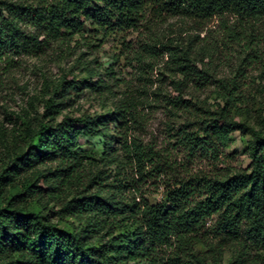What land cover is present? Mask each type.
Here are the masks:
<instances>
[{
	"label": "trees",
	"instance_id": "16d2710c",
	"mask_svg": "<svg viewBox=\"0 0 264 264\" xmlns=\"http://www.w3.org/2000/svg\"><path fill=\"white\" fill-rule=\"evenodd\" d=\"M214 18L247 53L258 52L264 0H0V73L23 56L51 51L60 61L108 37L140 73L137 86L126 81L115 91L113 68L80 52L73 64L85 74L81 90L95 92L110 110L53 120L64 108L59 87L79 90V80L62 77L43 101L50 119L26 120L14 147H3L0 264H251L263 256L264 131L233 117L244 97L239 72H212V51L196 32ZM168 19L181 28H162ZM131 33L137 46L126 41ZM154 67L159 85L152 89ZM211 85L212 104L200 94ZM152 106L178 122L170 124L171 138L188 157L216 163L234 132L249 133L248 166L180 174L176 159L129 134ZM86 136L104 139L100 153L83 147ZM44 163L48 170L39 172ZM146 175L163 186L156 202L137 201L135 183ZM50 203L56 209L48 212Z\"/></svg>",
	"mask_w": 264,
	"mask_h": 264
},
{
	"label": "rangeland",
	"instance_id": "374dc122",
	"mask_svg": "<svg viewBox=\"0 0 264 264\" xmlns=\"http://www.w3.org/2000/svg\"><path fill=\"white\" fill-rule=\"evenodd\" d=\"M232 21V18H229L228 25H231ZM181 24L182 22L177 19H168L167 23L161 27L169 25L171 29L178 30L181 28ZM256 30L259 31L257 36L259 50L255 53L253 51L247 53L242 45L230 37L223 22L218 18L212 19L201 31L196 33H199V37L202 39L201 43L206 50L212 51L211 68L216 77L232 76L235 71L239 72L237 79L244 97L241 108L233 112V117L254 129L264 131V22ZM126 41H132L135 46L140 44L139 36L136 33H131ZM82 43L81 41L80 44L82 45ZM93 45L94 47L89 48L77 46L73 56L65 57L60 61H57L58 57L51 51L40 56H23L13 69L0 73V154L3 152L4 146L11 149L14 147L17 134L23 128V122L28 119L46 122L52 117L53 120L58 121L63 115L70 117L93 116L110 110L109 102L103 104L95 92L81 90L83 88L81 79L85 74L81 73L73 64L74 57L80 52H84V56L88 60L93 59L94 64L101 65L103 68L108 66L113 68L114 78H111L109 83L111 86L118 83L119 87L114 86L113 88L115 91L122 89L126 81L133 87L138 85L137 76L140 73L136 64L133 63L132 67L127 63L125 54L128 52L123 51V47L116 44L112 37H108L100 46H98L99 42L93 41ZM237 68L239 69L237 70ZM157 72V67L150 71L153 82L157 77ZM104 73L101 70L102 79L107 80L108 77ZM62 77L67 80L71 78L79 80L76 84L79 90L76 93L70 91L64 94L60 90L64 88V85L60 86L57 95H64V108L47 117L43 113V101L50 96L51 88ZM94 79L97 78L94 77ZM157 85L159 83L154 82L152 89ZM212 87L213 85L200 93L201 97H206L208 103L211 104L214 99L211 93ZM168 90L170 91V87ZM141 117L138 123L131 127L129 134L137 137L144 144L148 143L160 149L163 157H167L168 161L176 159L180 174L187 171H210L219 168L225 170L245 168L250 162L246 152V144L250 139L249 133L234 132L229 145L222 150L219 160L214 163L206 158L188 157L185 150L176 145L171 138L170 124L178 122L173 120L162 107L145 108L141 111ZM109 125L111 133H114L116 130L114 124L110 123ZM103 140L101 136H86L81 138V143L84 148L100 153ZM120 142V136H117L112 139V146L116 148ZM181 163L182 165H180ZM49 166V163H44L38 165L37 169L39 172H45ZM127 171L130 176H134L137 180L140 179L138 175L136 176L134 169L129 168ZM135 185L138 186L137 201L139 196H143L151 202L160 199L163 186L159 184L157 178L146 175ZM52 205L50 203L47 206L48 212L56 209V207L52 208ZM28 206L34 209L41 208L35 203ZM251 264H264V254L256 259V263Z\"/></svg>",
	"mask_w": 264,
	"mask_h": 264
}]
</instances>
